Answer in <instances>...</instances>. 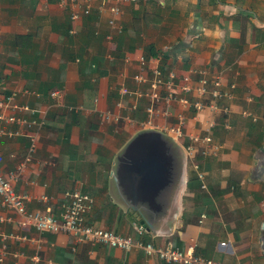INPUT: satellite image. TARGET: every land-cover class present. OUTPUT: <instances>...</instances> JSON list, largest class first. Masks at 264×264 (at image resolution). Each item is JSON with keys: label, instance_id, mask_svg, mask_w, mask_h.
Here are the masks:
<instances>
[{"label": "crops", "instance_id": "obj_1", "mask_svg": "<svg viewBox=\"0 0 264 264\" xmlns=\"http://www.w3.org/2000/svg\"><path fill=\"white\" fill-rule=\"evenodd\" d=\"M61 1L67 0H0V96L16 92L18 103L45 113L32 162L13 183L25 197V211L48 207L59 217L64 194L76 191L91 200L88 225L180 251L191 243L204 260L264 264V0H133L122 6L119 34L107 27L108 15L98 13L96 3L73 25ZM149 47L163 73L204 70L208 79L221 73L223 89L234 85L231 100L223 102L228 115L215 118V156H196L194 171L183 158L185 141L167 138L173 165L152 195L130 193L127 179L119 177L141 132L98 117L103 111L125 115L117 101L124 109L132 102L117 90H133L137 57H149ZM51 91L62 92L55 106L47 98ZM144 105L140 101L130 114L134 121L143 119ZM207 117L202 111L197 123ZM198 126L188 118V131ZM26 146L25 138H0V173L15 169ZM135 195L154 233L129 212ZM8 234L25 239L6 240L1 264H164L137 250L122 253L77 243L68 234L0 224V236ZM13 252L23 256L15 260Z\"/></svg>", "mask_w": 264, "mask_h": 264}, {"label": "built area", "instance_id": "obj_2", "mask_svg": "<svg viewBox=\"0 0 264 264\" xmlns=\"http://www.w3.org/2000/svg\"><path fill=\"white\" fill-rule=\"evenodd\" d=\"M130 1L133 0H81L80 4L78 0H67L61 1V4L69 5V20L74 25L82 17L89 15L96 3L94 9L100 14L108 15L107 27L119 34L122 6ZM69 34H76L74 27ZM137 62L138 69L130 77L133 90L127 91L123 87L117 90L120 97H129L132 102L130 107L124 109L121 101H117L116 107L125 110V115L121 117L120 113L112 115L108 111L98 112L100 121L117 124L121 120L133 126L138 132L154 131L176 143L185 141L182 148L184 161L196 171L197 167L194 164L196 156H215L218 151L219 145L212 141L211 133L216 125L215 118L227 116L229 113L228 107L223 102L231 100L234 85L231 84L227 89H223L221 73L208 79L204 70L189 71L181 75H177L172 70L163 73L158 59L152 56L145 58L140 55L137 57ZM20 95L39 99V95L33 92L22 91ZM18 96L16 92L0 96V138H25L27 141L25 155L15 169L7 175L0 173V208L6 213L0 216V224L11 225L17 231L33 230L37 233L68 234L77 243L102 245L122 253L137 250L145 259L155 258L164 264H223L198 257L194 254V246L191 243L180 251L177 248L154 246L152 243L88 225L84 217L91 208V200L76 191L64 194L65 202L60 205L59 217L54 216L48 207L42 212H26L25 197L14 192L13 183L25 173L32 162L37 147L38 132L45 125V113L18 103ZM61 97V91H51L47 94L53 106ZM96 101L97 99H94L93 103ZM140 101L145 103L141 110L143 119L134 121L130 114L136 110ZM202 111H207L209 117L200 125L197 121ZM241 115L247 116L248 113ZM188 118L199 125L195 129L196 132L187 130ZM195 174L201 181L202 175L199 172ZM201 188L204 186L201 185ZM40 200L47 201L44 197ZM141 229L137 227L136 230L139 232ZM7 239L24 240L25 238L13 234L0 236V264L8 254L5 245ZM11 256L17 260L23 255L20 252H13ZM32 260L37 262L35 256ZM119 264L126 263L122 259Z\"/></svg>", "mask_w": 264, "mask_h": 264}, {"label": "water", "instance_id": "obj_3", "mask_svg": "<svg viewBox=\"0 0 264 264\" xmlns=\"http://www.w3.org/2000/svg\"><path fill=\"white\" fill-rule=\"evenodd\" d=\"M165 137V136H164ZM154 131H143L138 133L130 143V152L127 157L128 164L120 171V179H127L130 193L136 194L138 190L146 195H152L159 187L164 185L165 174L168 167H172L173 153L168 148V139ZM128 177V178H127ZM136 195L131 200L129 212L136 220L144 223L146 229L154 233V229L149 221H146L138 205H135Z\"/></svg>", "mask_w": 264, "mask_h": 264}, {"label": "trees", "instance_id": "obj_4", "mask_svg": "<svg viewBox=\"0 0 264 264\" xmlns=\"http://www.w3.org/2000/svg\"><path fill=\"white\" fill-rule=\"evenodd\" d=\"M145 54H146V56H155L150 47L146 50V53Z\"/></svg>", "mask_w": 264, "mask_h": 264}, {"label": "rangeland", "instance_id": "obj_5", "mask_svg": "<svg viewBox=\"0 0 264 264\" xmlns=\"http://www.w3.org/2000/svg\"><path fill=\"white\" fill-rule=\"evenodd\" d=\"M164 137V136H163ZM165 138V137H164Z\"/></svg>", "mask_w": 264, "mask_h": 264}]
</instances>
